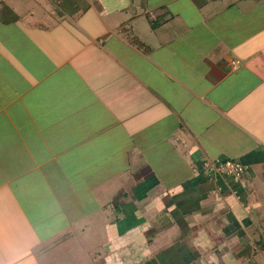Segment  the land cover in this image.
Masks as SVG:
<instances>
[{
    "label": "crops",
    "instance_id": "1",
    "mask_svg": "<svg viewBox=\"0 0 264 264\" xmlns=\"http://www.w3.org/2000/svg\"><path fill=\"white\" fill-rule=\"evenodd\" d=\"M0 264H264V0H0Z\"/></svg>",
    "mask_w": 264,
    "mask_h": 264
},
{
    "label": "built area",
    "instance_id": "2",
    "mask_svg": "<svg viewBox=\"0 0 264 264\" xmlns=\"http://www.w3.org/2000/svg\"><path fill=\"white\" fill-rule=\"evenodd\" d=\"M239 64L236 61L230 62V68L232 70L238 69ZM245 172V166L238 161H221L216 160L209 162L206 167V173L209 176L220 175L226 177H232L236 180H241Z\"/></svg>",
    "mask_w": 264,
    "mask_h": 264
},
{
    "label": "rangeland",
    "instance_id": "3",
    "mask_svg": "<svg viewBox=\"0 0 264 264\" xmlns=\"http://www.w3.org/2000/svg\"><path fill=\"white\" fill-rule=\"evenodd\" d=\"M103 243V241L102 240H99L98 238H96V241H94V245L96 246V248H97V250L98 249H101L100 248V245ZM100 253L103 255V252L102 251H100ZM97 254V253H96ZM95 261L96 260H99V258H98V254H97V256L95 257V259H94Z\"/></svg>",
    "mask_w": 264,
    "mask_h": 264
},
{
    "label": "trees",
    "instance_id": "4",
    "mask_svg": "<svg viewBox=\"0 0 264 264\" xmlns=\"http://www.w3.org/2000/svg\"><path fill=\"white\" fill-rule=\"evenodd\" d=\"M156 26V25H155ZM132 42L133 43H135L137 46H139V47H142L143 46V44L137 39V38H133L132 39Z\"/></svg>",
    "mask_w": 264,
    "mask_h": 264
}]
</instances>
